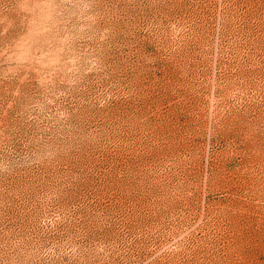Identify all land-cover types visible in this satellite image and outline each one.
I'll return each instance as SVG.
<instances>
[{
    "label": "rangeland",
    "instance_id": "1",
    "mask_svg": "<svg viewBox=\"0 0 264 264\" xmlns=\"http://www.w3.org/2000/svg\"><path fill=\"white\" fill-rule=\"evenodd\" d=\"M0 264H264V0H0Z\"/></svg>",
    "mask_w": 264,
    "mask_h": 264
}]
</instances>
